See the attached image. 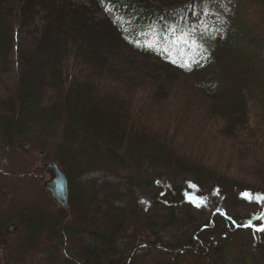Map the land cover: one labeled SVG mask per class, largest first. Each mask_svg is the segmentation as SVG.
I'll list each match as a JSON object with an SVG mask.
<instances>
[{
  "label": "trees",
  "instance_id": "16d2710c",
  "mask_svg": "<svg viewBox=\"0 0 264 264\" xmlns=\"http://www.w3.org/2000/svg\"><path fill=\"white\" fill-rule=\"evenodd\" d=\"M119 1L125 8L124 15L133 20L129 27L109 19L90 23L87 8L76 7L70 0H0V56L5 60L2 64L6 67L3 65V68L8 72L13 70L11 82L7 81L9 85L4 89L6 93H0V131L7 136V142L12 145L16 141L53 144L58 151V160L71 173L72 180L94 169L105 168L112 173L125 171L131 185L155 187L150 190L154 197L153 209L145 215L143 223L138 219V224L133 226L138 215L145 217L132 212L137 211L136 197L120 205L116 201L117 186L106 182L104 186L115 188L103 195L110 200V206L105 212L101 209L92 211V206H87L98 204L96 191L88 196L86 191L78 193L83 187L75 183L70 211L60 209L58 215L53 218L50 215V220L43 226L47 234L45 241H48L43 248H49L56 255L63 253L59 255L63 264H136L134 256L129 254L131 248L120 250L121 245L133 243L134 239L137 243H148L144 248L150 250L149 254L165 255L163 264H178L183 258L195 259L197 264H264V231L258 230L264 226V218L255 220L250 226L245 225L261 212L252 210L241 218L226 206L229 195L241 205L246 201L242 195L244 191H248L252 199L257 193L264 195V192L250 188L239 190L228 176L182 160L169 143L157 140V136L151 135L156 132H151V128L149 130L143 123L151 114L148 111L151 105L162 100L166 93L157 92L148 103L150 94H147L146 86L159 80L155 71L162 68L175 73L179 70L172 61L143 46L137 38L146 29L174 23L175 33L181 36L175 43L182 47L185 41L188 42L182 36L190 32L202 16L204 0ZM237 2L236 7H241L238 16L241 34L249 41L238 35L224 39L220 56L226 60L218 59L217 49L204 45L200 48L201 57L215 63V68L207 74H183L191 76L196 89L208 98H228L235 102L233 111L239 110L243 116H248L246 97L253 95L256 86L264 82V75L255 71L264 64V60L255 62V45L264 47L261 43L264 36L256 38L254 25L242 22L245 11L252 10L250 3L247 0ZM256 4L264 10V0H257ZM38 15L44 26L40 29V38L31 42L22 32L31 29ZM137 23L142 27L136 26ZM262 32L264 28L260 34ZM125 48L134 56H127ZM194 50L190 45L189 51H179L192 57ZM140 59L151 61L141 63ZM220 69L226 71L228 83ZM158 88L163 90L164 87L160 84ZM140 93L144 96L141 103L136 98ZM257 151L256 143L250 155L260 166L264 156H257ZM146 164L153 168L157 164L170 167L175 177L157 176ZM179 170L184 172L180 174ZM185 170H188L187 174ZM209 170L210 174L203 181L205 175L202 172ZM178 177L182 180L178 181ZM189 195L202 197L205 203L198 206L188 198ZM79 198L80 203L77 202ZM252 204L256 206L257 202ZM196 211L209 213L207 216L202 213L197 219ZM47 215L37 210L27 221L31 226L33 252L41 241L36 235L41 224L37 219L43 221ZM233 231L236 235L248 233L249 237L236 242L238 249L227 252ZM73 232L88 235L90 241L81 242L78 249L73 243L74 251H70L69 237ZM205 245L213 250H209L207 260H202L203 256L199 254ZM137 248L134 246L132 253ZM46 254L39 255L37 264L57 261L53 254Z\"/></svg>",
  "mask_w": 264,
  "mask_h": 264
},
{
  "label": "rangeland",
  "instance_id": "374dc122",
  "mask_svg": "<svg viewBox=\"0 0 264 264\" xmlns=\"http://www.w3.org/2000/svg\"><path fill=\"white\" fill-rule=\"evenodd\" d=\"M70 1L72 4L74 3L76 7L84 6L87 8L88 16L91 19L90 23H98L99 21L106 19V17L114 19L123 18L122 13L119 11L121 9L119 0H115V5L111 3L113 0H110V4H105V6L102 7L97 0ZM164 1L168 2L169 0ZM170 1L173 2L179 0ZM256 1L257 0H247V2L250 3L252 10L245 11V21L242 22L254 25L253 35L256 36V38H260L264 36L263 32L260 34L264 28V10L256 4ZM235 4V0H206L202 16L198 19L197 24L194 25L195 27L186 34L187 39H191L190 42L192 45L198 48H200L199 46L204 45L211 46L219 51L220 59H224L220 56L224 50V39L228 40L230 36L236 37V35H238L246 41H249L245 35L241 34L242 31L240 30V26L242 24L241 19L238 17L240 11L239 8L241 7L234 8ZM190 17L197 19V16L191 15ZM43 26L44 22L41 15H38L35 18L34 25L30 26L31 29L24 31L25 33L22 32L23 37L31 42L35 39H39L41 34L40 29H43ZM100 26L99 23L97 27L99 28ZM163 29H165L162 31L163 35L176 40L178 36L175 34L174 23H166ZM148 39L150 41L152 38ZM261 43L264 44V42ZM251 48L254 49V46ZM255 50V62L258 59L264 60V47H259L257 44L255 45ZM124 53L127 56L128 54L134 56V54L127 48H125ZM14 58V60H16V57ZM3 61L5 60L0 56V70H2L0 73V93L3 91L6 93L4 90L5 86L9 85L13 75V70L8 72L7 69L3 68ZM150 61L151 60L148 61L144 59L139 60L141 63H150ZM226 63H224V65ZM209 66L205 72L212 71L213 68H215V63H211V66ZM255 71L259 75H264V64L257 67ZM155 72L158 74L159 80L155 83L151 82V84L149 83L146 86L147 94H150L147 97L149 100L148 103H150V99L155 98L154 95L157 92L164 93V91H166V93L162 97V100L151 105V109L148 110L151 114H149V118L143 122L149 126V130L151 128V132H156V135H151L157 136V140L159 141L169 143L170 147L174 148V151L177 152L182 160L202 166L207 168V170L211 169L217 171L215 173H220V175L228 176L233 180L232 182L239 190L242 188H250L255 191L264 192V159L260 165L261 168L259 166L260 163L256 162L252 155H250L251 148L257 143L259 151H257L256 155L261 157L264 156V147L262 146L264 145V82H262V85L260 84V86H256L257 90H255L253 95H248L246 97V107L249 115L243 116L239 110L233 111L235 107L234 101H231L228 98L210 99L204 93L196 89L193 85V79L191 76L185 75L179 71H176L175 73L172 71L166 72L165 69L163 70L162 68ZM220 72L225 76V82L228 83V75L225 73L226 71L220 69ZM160 84L164 87L163 90L158 88ZM5 95L6 94H4V96ZM138 97L136 95V98L139 99L138 102L144 99V96L141 93ZM164 133H166V135H164ZM0 135L3 137V143L0 144V149L8 147L10 151L12 150V153H10L7 158L11 160L13 159L15 162L19 163L18 169H20V171H17L16 166L12 168L13 170L11 171L25 174V179L19 178L9 184L8 193L11 195H15L19 192L20 195L23 193L24 197L21 202L19 201L21 205L22 202H24V207L30 209L37 206L42 209L45 214H48L47 218L43 221L39 218L37 219V222L41 223L36 229V235L38 238H41L39 246L35 250L37 251V254H35V251L33 252L30 247L33 244L30 243L32 234L29 223L21 225V229L25 230V235H22V232L16 234L8 233L9 236L7 237H5V234L0 235V245L4 244L7 251L5 253L6 259L0 262V264H37V259L40 258L39 255H47L46 252L57 257V261L51 262L50 264H63L61 257L59 256L63 253L57 252L56 255L52 253L49 248H43L44 243H48L47 240L45 241L46 236L44 235L47 234L45 233L43 226L46 225L48 220H50V217L53 218L57 216L60 210V207L52 201L49 192L44 187L46 173L43 166L45 162L55 161L61 165L68 176L70 192H73V194L75 191V183H79V186L83 187L79 188L78 193L86 191L85 193L88 196L90 192L96 191V201L98 204L93 207V204L95 205V203H93L94 201L91 199L93 204L91 205L89 203L87 206L88 208L92 206L90 209L92 211L101 209V211L103 210V212H105L106 207L109 205L108 202L110 200L107 197H103V195H106L105 192L109 193L115 188L112 185L104 186L103 183L106 182L113 183L117 186L118 197L116 198V201H118L120 205L129 202V199L132 197L137 198V201L139 202L136 203L137 211L131 210L133 213H141V215L145 216L153 209L152 205L154 204V197L150 193V190H155V187H142L137 183L131 185L130 178L125 171L115 170L114 173H112L108 169L97 168L92 170V172L79 176L78 179L72 180L71 178L73 176L70 175L71 173L69 172V174L64 167L65 165L63 163L61 164L58 160V156H56L58 151L53 144L47 143L46 145H42L30 142L26 143L25 141H16L14 142V145H12L7 142V136H4L1 132ZM18 148L21 149L17 150ZM41 152L44 154H41ZM156 166L153 168L146 164V167L150 172L157 173V176L167 177L168 175H171L173 178L175 177V173L170 171V167L164 166L163 164H157ZM188 169L191 171L192 167L189 166ZM34 172L38 176H31ZM179 172L182 174L184 171L179 170ZM185 173L187 174L188 170H185ZM192 173L194 174L193 170ZM74 174L76 175V173ZM189 174L191 173L189 172ZM207 174H210V170L202 172V175H205L202 178L203 181L204 178L207 177ZM180 180H182L181 177H178V181ZM257 197L264 198V195L262 193H257ZM80 201V198L77 199L78 203H80ZM252 202H257V205L254 206ZM237 203L238 202L233 199V196L229 195L226 206L230 209L231 213L237 214V217L242 218L246 213L256 209H258L259 213L261 212L260 214L264 212V199L258 200L256 198H246V201L241 203V205H237ZM13 208L14 207H12V209ZM202 213L207 216L209 212L196 211L195 215L197 219ZM9 216L11 215L8 212L4 213V215H0L6 225L16 220V218H9ZM146 217L147 216L143 219L138 215L133 226L138 224V219L143 223ZM185 230L186 228L184 231ZM232 236L233 238L229 239V243H227V252H233V249H238L237 246L239 245H237L236 242L239 240H247L249 234L242 233L236 235L233 231ZM69 238V244H71V246H69L70 251H72L74 247L73 243L76 244V248L78 249L81 242H86L89 239L88 235L80 236L79 234H74V232L73 236ZM128 244L129 246H127ZM128 244L121 245L120 250L123 251V249L131 248L129 254L134 256L136 264H153L155 261L157 264H163L162 261L166 258L165 255L159 257L149 254L148 252L150 250H146L147 248L145 249L142 247L143 245L148 244L146 242L141 241V243H137V241H134L133 239V243ZM134 246H138V249L132 253ZM212 248L213 247L206 245L202 248V251L199 254L200 256H203L202 260L208 259L207 255L210 253V249L211 251L213 250ZM221 249L222 251H225L223 247ZM197 263L199 262L195 259L183 258L178 264ZM42 264L47 263L43 262Z\"/></svg>",
  "mask_w": 264,
  "mask_h": 264
},
{
  "label": "flooded vegetation",
  "instance_id": "af4514ba",
  "mask_svg": "<svg viewBox=\"0 0 264 264\" xmlns=\"http://www.w3.org/2000/svg\"><path fill=\"white\" fill-rule=\"evenodd\" d=\"M2 135H0V144L3 143ZM3 146V145H2ZM19 150V149H18ZM12 151V150H11ZM8 147H5L4 149H0V215L6 212L10 213L11 216L9 218H13L16 220L11 222L10 224L6 225L4 221L0 217V235L5 234V237L9 236V234H16V233H23L22 235H25V230L21 229V225L24 223H27L29 220L30 215H33L34 212L39 210V207H33L32 209L24 207V202H22V205L19 203L24 197V194L22 193L20 195L19 193H16L15 195H11L8 193L9 190V184L13 183L14 181L18 180L19 178L25 179V174L18 173L20 169L19 163L15 162L13 159L7 158V156L12 153ZM9 152V153H8ZM41 154H44L41 152ZM16 166L17 171H11ZM22 167V165H21ZM19 174V175H17ZM31 176H38L36 173H32ZM48 179V176L46 175V178L44 180ZM19 206V207H18ZM12 207H14L12 209ZM8 209V210H7ZM9 233V234H8ZM6 248L4 244L0 245V262L4 261L6 259Z\"/></svg>",
  "mask_w": 264,
  "mask_h": 264
},
{
  "label": "water",
  "instance_id": "95a60500",
  "mask_svg": "<svg viewBox=\"0 0 264 264\" xmlns=\"http://www.w3.org/2000/svg\"><path fill=\"white\" fill-rule=\"evenodd\" d=\"M46 172L50 175V179L45 182V187L62 207L69 209L68 197V181L57 163L45 164Z\"/></svg>",
  "mask_w": 264,
  "mask_h": 264
},
{
  "label": "snow or ice",
  "instance_id": "6c2138e0",
  "mask_svg": "<svg viewBox=\"0 0 264 264\" xmlns=\"http://www.w3.org/2000/svg\"><path fill=\"white\" fill-rule=\"evenodd\" d=\"M173 31H174V30H173ZM243 196L246 197V198H248V199H252V198H253L252 195H251L250 193H248V192H244V193H243ZM188 198H189L190 200H192L193 202L197 203L198 206H199V204H203V203H205V201L203 200L202 197H196V196H193V195H189ZM256 199L259 200V199H264V198L256 197ZM258 230H260V231H264V226L260 227Z\"/></svg>",
  "mask_w": 264,
  "mask_h": 264
}]
</instances>
